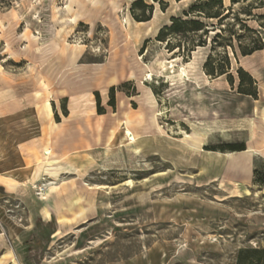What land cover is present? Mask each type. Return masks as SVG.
<instances>
[{
    "label": "rangeland",
    "instance_id": "374dc122",
    "mask_svg": "<svg viewBox=\"0 0 264 264\" xmlns=\"http://www.w3.org/2000/svg\"><path fill=\"white\" fill-rule=\"evenodd\" d=\"M133 1L119 0L118 17L105 8L95 26L81 23L59 43L54 9L66 0H0V264H240L247 257L241 251L253 249L261 251L255 264H264V157L254 156L246 182L248 172L232 170L227 160L208 181L177 140L183 130H195L208 152H236L239 160L249 146L256 150L252 155L264 153L261 137L252 140L254 122L247 120L264 105L258 81L256 98L238 91L242 55L237 52V61L228 49L233 82L226 75L225 86L206 84L208 56L221 63L218 53L223 55V48L211 50L213 34L207 46L174 54L178 47L170 52L158 33L147 32L152 19L135 23ZM144 1L154 4L153 17L157 13L163 27L195 0H162V6ZM259 1L238 3L234 11L243 18ZM253 13L264 15V7ZM126 19L132 21L129 31L140 33L137 40L118 31L120 20L128 26ZM248 25L264 36V18ZM181 41L172 37L175 46ZM140 62L150 79H142ZM251 63L264 73V52ZM183 64L194 69L198 85L179 80ZM130 70L137 79L129 80ZM111 73L118 75L114 83ZM215 87H225V94ZM233 115L242 119H228ZM197 120L205 124L188 122ZM119 124L115 141L107 144ZM127 125L150 133L139 153L128 145ZM159 125L167 135L157 134ZM47 149L60 163L40 173ZM230 161L241 165L237 156ZM2 175L19 185L10 188ZM233 184L250 193H232Z\"/></svg>",
    "mask_w": 264,
    "mask_h": 264
},
{
    "label": "trees",
    "instance_id": "16d2710c",
    "mask_svg": "<svg viewBox=\"0 0 264 264\" xmlns=\"http://www.w3.org/2000/svg\"><path fill=\"white\" fill-rule=\"evenodd\" d=\"M160 5H167L162 0H154ZM181 1V0H176ZM247 0H230V4L226 5L224 0H195L187 10L183 11V16L171 17L170 24L164 25L159 30L156 39L166 44V48L170 52H174L178 47L179 50L174 54L182 55L181 50L191 53L197 47H204L208 45L210 34L211 50L215 52L218 48H223L222 52L218 53L221 63H215L214 56L210 54L204 64L205 72L212 76L217 77L226 74L228 80L233 82V75L231 73V59L229 57L228 49H231L234 57L238 61V51L242 56L251 55L256 51L264 49V36L261 31H256L249 27L248 21L251 19H261L264 15H255L253 9L263 8L264 2H256L248 5L245 9V17L240 18L234 11V6L238 3L246 2ZM136 9L140 13L135 12ZM132 15L138 22H146L152 19L154 4H148L144 0H134L131 7ZM231 17L234 18L233 23H229L228 27L225 21ZM210 21H213L210 23ZM236 25L239 26V31L235 29ZM263 27V25H261ZM192 35V36H190ZM173 36H180L183 38L182 44L175 46L172 42ZM195 37H198L196 42ZM250 37L249 42H245ZM240 79L238 91L240 93L257 97V81L254 77L246 71L243 67L236 69ZM248 82L246 86L245 82ZM114 96V95H113ZM114 106V103L111 104ZM231 150H245V147L237 145H228ZM242 254H247L246 258H240V264H255L260 260L259 249L242 250ZM260 263V262H258Z\"/></svg>",
    "mask_w": 264,
    "mask_h": 264
},
{
    "label": "bare ground",
    "instance_id": "6f19581e",
    "mask_svg": "<svg viewBox=\"0 0 264 264\" xmlns=\"http://www.w3.org/2000/svg\"><path fill=\"white\" fill-rule=\"evenodd\" d=\"M227 1H229V0H226V2ZM176 3H178V2H176ZM227 3H225V4L228 5ZM105 8H110V12L112 14L114 13V15H116L117 17H118V15H119V13L121 12V9H122L119 0H106V1H104V0H66V3H65L64 7L58 8L56 6V8L54 9L53 20L54 19L56 20V22L59 24V28L60 29H58V30L56 29L57 32H56L55 38L57 39V37H58V42L59 43L61 41H64L66 39V36H69L70 33L73 31V29L76 26L80 25L81 23H87V24H91L92 26H95L96 25L95 18L99 14H101ZM117 19L119 20V18H117ZM151 21H153V22L148 26L147 32L148 33H152L153 35H156L159 32V30L161 29V25L158 24V14L157 13L154 14V17L152 18ZM119 23L120 24L118 25V31L120 32V34L125 36V38L127 40H130L131 38H134L135 40H137V38L140 36V33L138 31H134V30L129 31V27L132 24L131 19H126L125 20V23H127L128 26L126 24H124L123 20H120ZM135 23L137 25H139V24H142L144 22L135 21ZM134 26H135V24H134ZM61 37H64L65 39L62 40ZM116 39H117V37H116ZM131 44H132V42H131ZM129 48H132V47H129ZM127 51L128 50H126V52ZM74 54H75V52L71 55V58L73 57ZM122 57H123V55H122ZM139 57L141 58V56H139ZM125 59H123V60H125ZM133 62H135V61H133ZM126 63H128V62H126ZM129 63H130V60H129ZM137 64L135 66H137ZM139 64L143 66V67L141 66V69L143 70L142 79H145V78H149L150 79L152 74L148 71V69L146 70V68H147V66L145 65L146 63L144 64L143 62H140ZM116 66L117 65H115V67ZM134 70H132V71L130 70L131 72L129 74V80L137 79L138 76H137V74H136V72ZM104 72H105V70L102 73H104ZM193 72H194V69L191 68V65H190V67H188L186 64H183L182 66L179 67V71H178V75L177 76L179 77L180 81H186V82L187 81H193L194 83L196 82V84H199L197 82V77L194 76ZM117 76L118 75H116V74L112 75V73H111L110 82H112V83L116 82ZM201 84H203V83H201ZM83 88H86V84L84 85ZM46 106L48 107L49 112L52 113L53 109H52L51 103L48 100H47ZM44 110H46V109H44ZM252 113H253V116L249 118V119H251L254 122L252 140L253 141H257L259 139V137H261V143H260V146H259V150H262L261 148L262 147L264 148V105L262 107H260V108L256 107L253 110ZM140 118H142V117L140 116ZM188 122H190L192 124H195V125H203V124H205V122L203 120L188 121ZM127 123H130V122H126V124ZM120 124L118 126H115V127L110 129L108 137H107V144L111 145L115 141V139H116L121 127H122L121 126L122 124L121 125ZM123 125H124V123H123ZM124 129L126 130L124 132V135L127 138V140L129 141V143L127 142L128 145L129 146L130 145H134L133 146V149H134L133 151H135L136 153H139L141 151L142 145L149 141V137L148 136L150 135V133H140V132L133 131L129 127V125L125 126ZM158 130H159V132L157 133L158 135L166 134V131L163 130V127L161 125L158 126ZM181 134H182L181 137H178L177 140H178V142H179V144L181 146L182 154L185 156V159L191 160L190 161L191 164L194 163V160L196 159L197 164L199 165V168H200V174L202 176H205V177L209 176L208 177L209 179H206L208 181H211L213 179V178L210 179L211 178L210 175H212L214 173L219 174V169L221 168V166L223 165V163L226 160H232L233 157L235 156L236 152L235 153L234 152H214V151L212 153L208 152L206 147H205L207 142H205L204 137L202 135H200L195 130L193 132H191V133L183 130L181 132ZM43 149H45V147ZM255 151H256L255 148H253L252 146H249L248 149L245 152L248 155H252V154L255 153ZM44 153L48 156L47 157L48 160H46L45 162L43 161L41 163V165L39 166L40 173L48 171L47 170L48 167L54 166V165H57V164L60 163L59 162L60 161L59 158H54L52 156V151L51 150L47 149L46 152H44ZM42 160H44V159H42ZM75 169H77V168H75ZM217 178L218 177H215L214 180H216ZM1 179L4 182L8 183V186L10 188H15L16 186L19 185L10 176L2 175ZM223 181H224V179H223ZM86 187L88 188V186H86ZM231 192L232 193H237V194L243 193V194H247V195L250 193L249 189L245 185L240 187L238 184H235L233 186ZM48 193H49V190L46 191L45 193H43L42 197L45 199L47 197ZM80 199L82 200V198H80ZM83 211H86L85 207L83 208ZM41 213H42V216L44 218H48L50 216V212L44 207L41 209Z\"/></svg>",
    "mask_w": 264,
    "mask_h": 264
},
{
    "label": "crops",
    "instance_id": "0c3cea01",
    "mask_svg": "<svg viewBox=\"0 0 264 264\" xmlns=\"http://www.w3.org/2000/svg\"><path fill=\"white\" fill-rule=\"evenodd\" d=\"M182 1H186V0H182ZM181 2V1H180ZM179 2V3H180ZM261 52H264V49L263 50H259V51H256V52H254L253 54H251V55H247V56H242L240 59H239V65L241 66V67H243L244 69H246L248 72H250V74L258 81V85H259V88H260V96H264V93H263V84H264V73L261 71V68H260V66H259V64L258 63H251L252 62V59L254 58V56H256V54H258V53H261ZM203 75H204V77L205 78H207V83L206 84H209V85H213V87L214 86H216V85H214V84H218V83H221L222 84V86H225V81H227L226 80V74H224V75H221V76H217V77H215V78H213V77H211V76H207L204 72L202 73ZM211 78V81H209V79ZM216 82V83H215ZM211 83V84H210ZM227 83H228V81H227ZM198 85V84H197ZM217 90H221L222 92H223V94H225V87H222V88H218V87H215ZM220 91V92H221ZM228 92V91H227ZM218 95H219V93H218ZM219 97H221L220 95H219ZM256 108V107H255ZM254 108V109H255ZM253 109V110H254ZM235 110V109H234ZM253 110H252V112H253ZM217 111V115H219V111L218 110H216ZM253 116V113H251V116H247V120L250 118V117H252ZM218 118H220L219 116H218ZM228 119H230V120H232V121H240V119H242V118H240V116H235V115H233L232 117H229ZM224 121V120H223ZM249 121V120H248ZM249 123V122H248ZM250 126V125H249ZM251 133V132H250ZM249 137H250V134H249ZM249 140V139H248ZM248 145H249V143H248ZM261 148V147H260ZM262 150H264V148L262 147L261 148ZM242 154H243V159L242 160H239V158H238V154H235V156H237V159H238V162H240L241 163V165L239 164V165H236V166H234L233 165V163L230 161V160H227L228 162H229V165H230V167L232 168V170H234V169H237V168H241V169H245L246 170V172H248L247 173V177H246V179L243 181V182H246V180L247 179H249L250 178V175H251V168H252V160H253V158H254V156H261V157H264V153H257V154H255V155H247L246 154V152L245 151H243L242 152ZM222 167V166H221ZM220 175H221V173H220ZM229 177V176H228ZM230 178H232V177H230ZM232 179H234V178H232Z\"/></svg>",
    "mask_w": 264,
    "mask_h": 264
}]
</instances>
